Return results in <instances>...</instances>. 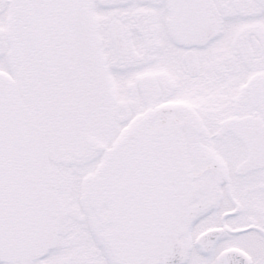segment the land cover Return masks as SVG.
I'll use <instances>...</instances> for the list:
<instances>
[{"label":"snow or ice","instance_id":"1","mask_svg":"<svg viewBox=\"0 0 264 264\" xmlns=\"http://www.w3.org/2000/svg\"><path fill=\"white\" fill-rule=\"evenodd\" d=\"M0 264H264V0H0Z\"/></svg>","mask_w":264,"mask_h":264}]
</instances>
